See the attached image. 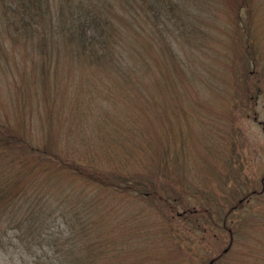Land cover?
<instances>
[{
    "label": "rangeland",
    "instance_id": "rangeland-1",
    "mask_svg": "<svg viewBox=\"0 0 264 264\" xmlns=\"http://www.w3.org/2000/svg\"><path fill=\"white\" fill-rule=\"evenodd\" d=\"M173 1L180 10L160 25L162 43L147 18L139 32L128 26L115 37L136 73L125 84L112 79L94 100L77 93L91 67L68 50L57 58L36 53L34 42L2 26L0 121L29 132L35 145L53 142L75 161L157 184L177 214L67 172L30 189L44 213L75 210L81 195L94 201L101 235L114 229L120 242L128 231L127 252L113 264L123 257L122 264H264V0ZM63 224L48 222L42 236ZM20 246L1 245L0 264L27 260ZM100 262L110 264L104 255Z\"/></svg>",
    "mask_w": 264,
    "mask_h": 264
},
{
    "label": "trees",
    "instance_id": "trees-1",
    "mask_svg": "<svg viewBox=\"0 0 264 264\" xmlns=\"http://www.w3.org/2000/svg\"><path fill=\"white\" fill-rule=\"evenodd\" d=\"M116 6L120 8L118 11ZM176 9L180 10L173 0H0V32L3 26L9 37L19 38L24 44L34 42V52L43 56L52 54L57 58L62 50H68L81 67H91L87 72L89 75L80 77V82L85 81L87 87L81 86L84 89L77 92L81 93L78 97L88 95L89 100H94L93 93L98 91V97L109 90L112 79L115 84H125L136 73L125 59L124 46L115 37L127 31L128 26L131 32H139L143 29L140 23L147 18L157 29L159 36H155L162 43L165 37L160 25L164 30L168 16L175 14ZM116 20L122 23L121 28ZM51 69L54 74L59 71L52 67L48 71ZM41 81L43 83L42 77ZM34 143L29 132L0 121V246L7 251L24 241L20 248L25 250L24 256L31 255L19 264H101L103 255L113 264L119 251L127 252L124 242L129 244V240L124 235L128 236V231L121 230L123 238L120 242L112 240L114 229L105 231L102 228L105 234H100L102 226L97 227V221H92V214L96 212L93 208L96 205H92L94 201H86L80 195L72 203L75 210H66L64 206L61 211L53 209L44 213L42 209H36L34 193L30 195L29 191L40 185L38 181L44 176L67 172L103 191L132 193L156 201L158 210L165 207L172 215L177 214L175 207L160 194L157 184L145 179L144 174H137L131 182L128 176L131 173L117 174L116 170H106L91 162L75 161L72 153L61 154L53 142ZM197 213L190 212L192 216ZM57 218L62 220L65 228L42 236L47 223ZM104 225L108 226L109 222H103ZM9 230L14 232L12 238L6 236ZM47 236L51 239L49 245H42L39 241ZM78 237L79 241L76 240ZM38 250L43 252L36 256ZM123 258L118 259L119 264L128 260V257Z\"/></svg>",
    "mask_w": 264,
    "mask_h": 264
}]
</instances>
